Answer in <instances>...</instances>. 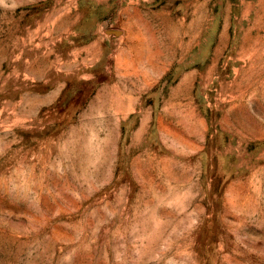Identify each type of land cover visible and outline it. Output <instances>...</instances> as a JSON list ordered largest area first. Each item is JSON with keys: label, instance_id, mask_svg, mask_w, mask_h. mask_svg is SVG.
Segmentation results:
<instances>
[{"label": "rangeland", "instance_id": "374dc122", "mask_svg": "<svg viewBox=\"0 0 264 264\" xmlns=\"http://www.w3.org/2000/svg\"><path fill=\"white\" fill-rule=\"evenodd\" d=\"M263 15L0 0V264H264Z\"/></svg>", "mask_w": 264, "mask_h": 264}, {"label": "bare ground", "instance_id": "6f19581e", "mask_svg": "<svg viewBox=\"0 0 264 264\" xmlns=\"http://www.w3.org/2000/svg\"><path fill=\"white\" fill-rule=\"evenodd\" d=\"M263 7V6H262ZM263 12V11H262ZM264 16V15H263ZM263 18V17H262ZM261 20V19H260ZM258 24V23H257ZM262 57V56H261ZM257 61H258V58H257ZM255 62V61H254ZM255 64H257V62L255 63ZM252 65V64H251ZM251 72V71H250ZM248 74V73H247ZM262 75V74H261ZM243 78V77H242ZM245 79H247V77H245ZM244 82V81H243ZM245 82H247V80L245 81Z\"/></svg>", "mask_w": 264, "mask_h": 264}, {"label": "crops", "instance_id": "0c3cea01", "mask_svg": "<svg viewBox=\"0 0 264 264\" xmlns=\"http://www.w3.org/2000/svg\"><path fill=\"white\" fill-rule=\"evenodd\" d=\"M133 42V41H132Z\"/></svg>", "mask_w": 264, "mask_h": 264}]
</instances>
